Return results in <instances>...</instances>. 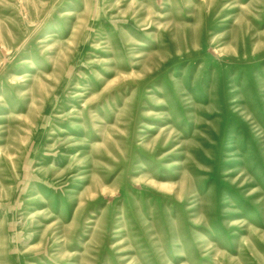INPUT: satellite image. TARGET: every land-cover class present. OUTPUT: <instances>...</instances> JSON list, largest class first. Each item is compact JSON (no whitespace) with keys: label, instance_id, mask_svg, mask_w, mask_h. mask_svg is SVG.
Returning <instances> with one entry per match:
<instances>
[{"label":"rangeland","instance_id":"1","mask_svg":"<svg viewBox=\"0 0 264 264\" xmlns=\"http://www.w3.org/2000/svg\"><path fill=\"white\" fill-rule=\"evenodd\" d=\"M0 264H264V0H0Z\"/></svg>","mask_w":264,"mask_h":264}]
</instances>
